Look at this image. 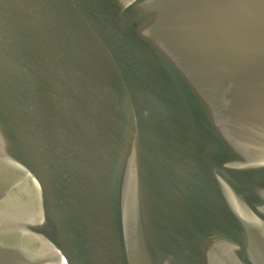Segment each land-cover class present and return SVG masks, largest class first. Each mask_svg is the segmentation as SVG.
I'll use <instances>...</instances> for the list:
<instances>
[{"label":"water","instance_id":"obj_1","mask_svg":"<svg viewBox=\"0 0 264 264\" xmlns=\"http://www.w3.org/2000/svg\"><path fill=\"white\" fill-rule=\"evenodd\" d=\"M0 264H264V0H0Z\"/></svg>","mask_w":264,"mask_h":264}]
</instances>
